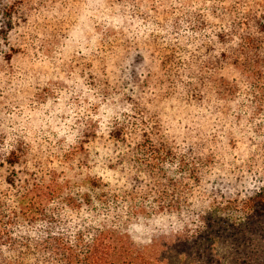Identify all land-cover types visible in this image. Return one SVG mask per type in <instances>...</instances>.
<instances>
[{
    "label": "trees",
    "instance_id": "trees-1",
    "mask_svg": "<svg viewBox=\"0 0 264 264\" xmlns=\"http://www.w3.org/2000/svg\"><path fill=\"white\" fill-rule=\"evenodd\" d=\"M81 1L0 0V264H264V0Z\"/></svg>",
    "mask_w": 264,
    "mask_h": 264
},
{
    "label": "rangeland",
    "instance_id": "rangeland-1",
    "mask_svg": "<svg viewBox=\"0 0 264 264\" xmlns=\"http://www.w3.org/2000/svg\"><path fill=\"white\" fill-rule=\"evenodd\" d=\"M81 9L79 12H74L77 18V24H75L72 28L71 37L67 40V47L68 51H76L81 48L83 49L84 46L89 42L88 40L92 37V33L97 30L95 28L94 23L90 19V10L88 8V1L82 0L80 2ZM1 7L2 3H0V16H1ZM76 9V8H73ZM73 12V11H72ZM15 42V41H13ZM85 90V89H84ZM159 222L165 223V231H155L154 236L160 238V241L155 244H151V240L142 241L143 244L146 245V248L149 254H156L160 256V259H165L163 264H203L201 259L196 258L190 252H187L183 249V247L179 246H166L164 244L168 235H171L173 231L170 229V226L167 225L168 217L164 216L158 220ZM163 232V233H162ZM243 239L237 241L233 247H228L227 245L224 246L223 243H219L218 251L219 255L225 259L227 264H249V234L246 233ZM150 244V245H149ZM152 260L151 264H156L157 257ZM138 264H143L141 260L137 262Z\"/></svg>",
    "mask_w": 264,
    "mask_h": 264
}]
</instances>
